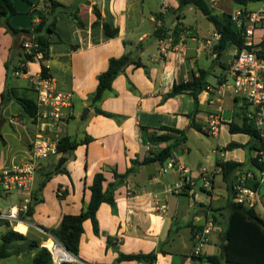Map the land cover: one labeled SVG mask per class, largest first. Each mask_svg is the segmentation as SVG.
Segmentation results:
<instances>
[{"label":"crops","instance_id":"obj_1","mask_svg":"<svg viewBox=\"0 0 264 264\" xmlns=\"http://www.w3.org/2000/svg\"><path fill=\"white\" fill-rule=\"evenodd\" d=\"M30 1L32 5L23 0H12L17 10V14L8 20L12 28L30 30L37 22L33 11L45 9L49 4L48 0ZM56 1L62 7L56 14V32L50 36L49 57L44 64L57 90L72 99V107L67 110L69 116L59 129L61 136L86 143L65 155L57 152L43 162L35 177L36 199L32 217L18 228L19 233L27 236L26 242H38L41 247L42 241L60 225L64 215H79L87 208L91 197L89 186L94 176L102 172L104 191L109 184H115L114 205L102 203L100 206L97 212L99 235H95L90 220L84 222L77 257L81 264H144L118 261V257L120 254L151 252L157 253L154 264H201L192 256L194 232L190 226L204 227L209 222L212 223V231L203 256L219 255L231 214L230 186L243 178L242 172L254 174L251 158L258 153L251 149L253 139L250 136L233 132L234 127L243 125L244 101L231 94L223 96L219 93V86L231 80L228 71L237 48L229 45L213 59L206 41L218 32L202 13L200 19L205 17L207 23H188L189 12L197 9L180 7V0ZM206 1L219 15H233L242 9L248 12L264 9V0L257 1L263 3L258 8L250 7L255 3L252 1L247 6L233 0ZM94 7L100 12V19L95 15ZM104 23L109 25L108 31L116 28L118 34L110 37ZM176 27L178 36L173 32ZM158 28L165 30L162 38L155 35ZM32 36L24 33L14 35L8 31L5 20L0 21V102L8 86L6 64L12 70L19 65L22 44ZM263 39L264 19L256 25L254 41L257 44ZM158 40L171 42L166 53L161 52ZM128 53L142 66L128 65L113 81L111 90L92 105L98 76L108 69L109 60ZM41 59L43 56H37L34 62L29 63L23 77L11 73L9 85L20 95L37 99L31 80L41 74ZM199 70L207 72L209 83L208 89L199 95V111L195 115L202 132L190 125L188 115L195 109L192 96L184 93L164 98L175 84L192 81L199 75ZM15 79L24 83L19 84ZM14 103L17 102L10 100L2 106L1 129L3 115ZM96 108L115 117L97 114ZM21 112L13 117L25 129L26 146L14 149L2 135L0 170L30 156L31 142L38 129L23 109ZM215 114L222 120L218 135L208 131L209 116ZM71 122L74 125L70 126ZM163 127L184 131V135ZM143 128L150 135H168L171 139L157 144L146 143L142 136ZM201 134L217 141L208 152L202 146L205 144L202 136L200 143L191 147L190 137ZM223 135H227L230 141L220 143ZM183 136L185 140L177 141ZM150 145L153 156L148 150ZM168 146L171 153L163 164L155 161L144 163ZM245 149L249 151V167L245 166ZM202 152H207L204 157ZM61 158L66 161L56 169ZM223 162L240 164L229 175L228 182L224 180L220 166ZM169 163L184 166L196 176L202 167L212 170L215 176L213 190L205 192L198 184L190 190L176 191L181 184L177 167L163 171ZM114 172L120 177H116ZM5 197L13 201V195ZM262 203L255 211L264 220L259 212L264 210V201ZM0 223H5L7 228L6 222ZM35 254L36 251H29L31 261Z\"/></svg>","mask_w":264,"mask_h":264},{"label":"trees","instance_id":"obj_2","mask_svg":"<svg viewBox=\"0 0 264 264\" xmlns=\"http://www.w3.org/2000/svg\"><path fill=\"white\" fill-rule=\"evenodd\" d=\"M29 5H32L30 0H23ZM48 6H45V9H35L33 14L37 22H34L30 30H17L10 26L8 20L10 17L17 14V10L12 2V0H0V21L5 20L8 31L12 34H32L33 42L36 45L34 48V54L24 55L21 52L20 63H31L34 62L38 53H42L43 59L40 60L41 63V76H50L48 69L44 64L45 59L49 57V46H50V36L56 32V14L57 11L62 5L56 0H48ZM238 4L247 6V4L262 0H233ZM180 7L184 6H193L199 10L206 19L214 26L215 30L220 34V39L215 45V50L217 55L220 56L221 53L226 49L227 46L231 45L236 47L238 50L245 49V39L242 35V30L237 28L232 20V14L223 13L216 14L213 12L212 8L209 6L206 0H180ZM40 12V15L37 13ZM95 15L98 19L101 18V14L97 7H94ZM105 31L109 30V25L107 23L103 24ZM178 27L174 29V34L178 36ZM110 32V33H109ZM164 29L158 28L155 32L157 38H162ZM110 37H115L118 34L116 28L111 29L107 33ZM264 47V39L261 44ZM22 48V47H21ZM257 56L261 59H264V50L257 52ZM134 64L136 67H141L142 64L138 61H135L130 53L125 54L120 58H111L109 60L108 69L98 76V85L95 94L92 97V105H95L105 94L106 91L111 90L112 83L124 72L125 68ZM7 82L8 86L5 91L2 93L1 102H0V141H2L1 134V124H2V106L5 105L7 101L15 100L23 109L24 113L32 120L35 121V115L37 112V103L36 100L25 95H20L19 92L9 85L10 80L12 79V74L16 70H19L20 67L16 66L13 70L11 66L7 63ZM23 71L27 73V66L23 68ZM207 72L204 70H199V75L195 77L192 81L185 83L175 84L170 93L166 94L164 98H170L179 94L187 93L193 97L195 101L194 111L188 115L190 118V125L197 131L202 132V126L195 121V115L199 111V95L208 89L209 83L207 81ZM246 109V106H245ZM96 113L103 115L105 117L114 118L115 115L104 112L96 108ZM165 130L174 131L184 135V131L175 130L172 128L163 127ZM233 132L244 133L253 139V144L251 149L256 150L259 154L256 157L251 158V164L254 168L253 178L247 179L244 182V185L252 189L260 190L263 201H264V187L259 186L258 174L261 171H264V136H261L257 130L254 128L253 124L245 116L244 110V122L242 127H234ZM143 140L146 143L157 144L159 142H166L171 139L168 135H156L148 134L146 128L142 129ZM186 137L183 136L177 141L185 140ZM84 142H77L72 140L68 136H62L59 140L57 146V152L59 154H68L74 151L79 145ZM236 147H241L236 145ZM171 153V147L168 146L161 150L152 158H147L144 163L151 161L159 162L163 164ZM222 168L223 177L226 182H228L229 175L236 171L240 166L236 162H223L220 163ZM61 171V169L59 170ZM116 177H120L117 172H114ZM127 176V174L125 175ZM105 181L104 175L102 172L97 173L94 176L92 184L89 186L91 193L90 201L87 205V208L81 212L79 215H64L62 217L60 225L51 230V235L54 236L60 243H62L73 255L78 257L79 247H80V238L84 233L83 224L86 220H90L92 223L93 231L95 235H99V226L97 220V212L102 205V203H108L114 205V191L115 184H109L107 189L103 190V182ZM237 181V180H236ZM233 184L230 186V191L232 192L229 204L231 207V214L229 217L228 225L224 231L225 243L222 245L220 254L213 256H194V259L204 264L209 262L211 264H264V220H262L255 209H246L241 204H236L233 202ZM1 193V192H0ZM33 192L32 202L29 204L28 211L26 212L25 219L28 220L32 217L34 211V203L36 195ZM7 224V230L2 235L1 245H0V259L7 258L10 256L9 246L11 243L16 242H26L27 236L13 231ZM194 232H201L203 227L199 226H190ZM29 247L32 251H36V254L32 260L31 264H52L51 257L47 249L40 247L38 242H29ZM161 252H164L161 250ZM157 258L156 252H151L148 254H120L118 261H138L144 264H154Z\"/></svg>","mask_w":264,"mask_h":264},{"label":"built area","instance_id":"obj_3","mask_svg":"<svg viewBox=\"0 0 264 264\" xmlns=\"http://www.w3.org/2000/svg\"><path fill=\"white\" fill-rule=\"evenodd\" d=\"M264 19V9L248 12L238 10L232 15V20L237 28L242 30L245 39V49L236 51L229 66L231 80L224 81L219 86V93L223 96L231 94L235 98L244 101L246 105L245 116L257 132L264 136V59L257 56V52L264 50L260 43H255L256 25ZM220 39V34H215L208 39L207 46L210 47V54L213 59L218 57L215 45ZM160 50L166 53L171 46V42L158 40ZM165 43V44H164ZM36 45L31 39L25 40L22 44L24 55L34 54ZM37 56H42L38 53ZM36 56V57H37ZM19 70L14 72L16 77L25 76L23 68L27 63H20ZM37 92V112L35 115V124L38 133L31 142L30 156L11 166L0 170V192L4 195L17 196V202L9 208L0 209V222H8L12 230L19 232L16 227L20 224H26V212L29 204L32 202L34 192L35 177L42 168L43 162L51 155L57 154V146L61 139L59 129L61 124L67 120L69 110L72 107L71 96L59 92L51 76L38 75L31 80ZM221 117L218 114L210 115L208 120V131L212 135H218L221 125ZM152 146L148 150H152ZM153 156V155H152ZM177 167L181 184L176 187V191L182 192V189H192L200 184L205 192H211L214 188V172L207 167L198 170L197 176L184 166L169 163L167 169ZM254 174H247L239 178L233 185L232 200L236 204H241L246 209H255L257 205L263 202V196L260 190L252 189L244 185L245 180L253 178ZM259 186L264 187V172L258 174ZM212 231V223L209 222L203 227L201 232L194 236V249L192 255L203 256L204 247L209 241V235ZM41 247L47 249L50 254L52 264H81L78 258L73 255L62 243L54 236H47L42 241ZM204 264H211L205 262Z\"/></svg>","mask_w":264,"mask_h":264},{"label":"rangeland","instance_id":"obj_4","mask_svg":"<svg viewBox=\"0 0 264 264\" xmlns=\"http://www.w3.org/2000/svg\"><path fill=\"white\" fill-rule=\"evenodd\" d=\"M261 6H263L262 2H255V3H252V6H250V7L251 8H258ZM201 16L203 17L201 12L193 9V11H191V13L189 12V16H188L187 21H188V23H196V21H198L200 23H203V22L207 23L208 21H206L205 17H204V19H200ZM258 35H259V33H258ZM257 37L255 39H257ZM15 82H19V84L24 83L21 79H19V81L16 80ZM21 111H22L21 106L18 103H14V105L8 109L7 114L5 113L3 115L4 122L2 125L1 132H2V135L5 137V139L11 143V145L14 147V149H18V148L21 149V148H24L26 146L25 129L21 126L18 119L14 120V117H13V116L18 115L19 113H22ZM78 122H80V121H78ZM72 125H74V122H71L70 126H72ZM200 136H202V138L205 142V144H203L202 146L205 147L204 149L207 152L209 150V147L211 149L217 143V141L213 137L205 135V134H201V135H197V137H192V136L190 137V144H191L192 148H194L195 146H197L200 143V140H199V138H201ZM228 141H230V140H228V136L223 135L220 143L225 144ZM2 148H3V146L0 143V149H2ZM206 153L202 152L203 157L206 155ZM245 153L247 155V159L245 161V166L249 167V160H248L249 151L247 149H245ZM242 154H244V152H242ZM257 154H259V153H257ZM257 154H256V156H257ZM247 173H248L247 171L242 172L241 177H245L247 175ZM241 174H238V176L240 177ZM17 196L18 195L16 193L13 195V201L7 199L5 197V195L0 196V209H6V208H9L11 205L15 204L17 202ZM259 212H260L261 216L263 215V218H264V210L259 211ZM0 225H1L0 226V245H1V242H2L1 238H2V235L5 233L4 230L6 231L8 228H6L5 223L4 224L0 223ZM11 229H12V227H11ZM29 244H30L29 242L11 243L9 246V250H8L10 252V256L7 258L0 259V264H31L32 261H31L30 255H29V251H32V250L30 249ZM18 253H20V257H19Z\"/></svg>","mask_w":264,"mask_h":264},{"label":"water","instance_id":"obj_5","mask_svg":"<svg viewBox=\"0 0 264 264\" xmlns=\"http://www.w3.org/2000/svg\"><path fill=\"white\" fill-rule=\"evenodd\" d=\"M86 113H87V110L83 113V116H82V118H84V116L86 115ZM66 161V159L65 158H61L60 159V161H59V163H58V166H57V168L56 169H59V168H61V166L64 164V162Z\"/></svg>","mask_w":264,"mask_h":264},{"label":"bare ground","instance_id":"obj_6","mask_svg":"<svg viewBox=\"0 0 264 264\" xmlns=\"http://www.w3.org/2000/svg\"><path fill=\"white\" fill-rule=\"evenodd\" d=\"M23 224H20V225H18L17 227H16V229L18 230V228L20 227V226H22ZM19 231V230H18Z\"/></svg>","mask_w":264,"mask_h":264}]
</instances>
